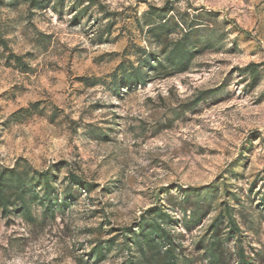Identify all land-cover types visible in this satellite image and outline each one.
<instances>
[{
  "label": "rangeland",
  "instance_id": "1",
  "mask_svg": "<svg viewBox=\"0 0 264 264\" xmlns=\"http://www.w3.org/2000/svg\"><path fill=\"white\" fill-rule=\"evenodd\" d=\"M39 4L0 0V264H264V0Z\"/></svg>",
  "mask_w": 264,
  "mask_h": 264
},
{
  "label": "trees",
  "instance_id": "2",
  "mask_svg": "<svg viewBox=\"0 0 264 264\" xmlns=\"http://www.w3.org/2000/svg\"><path fill=\"white\" fill-rule=\"evenodd\" d=\"M25 1H28L34 4H36V2L43 4L45 0H25ZM40 4L38 6H40ZM25 195H26V189L22 188L20 191V196H21L20 198L23 199ZM9 200H10V197H8L4 193L2 187L0 186V203L3 205L4 209L9 208Z\"/></svg>",
  "mask_w": 264,
  "mask_h": 264
}]
</instances>
